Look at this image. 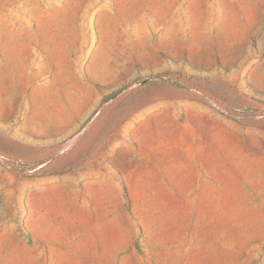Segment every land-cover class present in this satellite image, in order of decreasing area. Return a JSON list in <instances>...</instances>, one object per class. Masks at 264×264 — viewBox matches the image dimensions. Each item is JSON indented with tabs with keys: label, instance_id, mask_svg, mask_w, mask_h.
<instances>
[{
	"label": "rangeland",
	"instance_id": "374dc122",
	"mask_svg": "<svg viewBox=\"0 0 264 264\" xmlns=\"http://www.w3.org/2000/svg\"><path fill=\"white\" fill-rule=\"evenodd\" d=\"M121 87L102 110L119 131L129 103L113 264H264V0H0V264L103 259L83 231L35 236V199L57 224L72 194L6 138L35 105L79 121Z\"/></svg>",
	"mask_w": 264,
	"mask_h": 264
},
{
	"label": "crops",
	"instance_id": "0c3cea01",
	"mask_svg": "<svg viewBox=\"0 0 264 264\" xmlns=\"http://www.w3.org/2000/svg\"><path fill=\"white\" fill-rule=\"evenodd\" d=\"M116 105L105 102L92 117L85 119V116L79 121L77 117H81L85 105L77 113H68L66 119H55L35 105L21 119L14 131V138H6V142L18 149L24 158L39 160L41 168L54 174L64 170L60 175L55 174L60 177L59 188L72 194L68 200L71 208L68 214L71 216L57 224L44 216L48 212L42 208H47L49 201L35 199L32 212L36 217L31 231L37 233L36 237L44 239L69 238L83 231L85 247L92 249L88 252L103 258L90 264H113L119 251L125 248V242L118 239V216L116 211L112 214L111 209L117 207L118 192L123 190L122 183L129 192V167L132 166V156L129 154V103L125 105V124L119 131L114 125H106L113 114L102 112L104 107L113 108ZM96 107L89 110L93 111ZM71 131L74 134L65 141L68 149L57 153L55 148L61 144V135ZM23 133L26 135L23 136ZM76 133L78 135L73 138ZM121 217L122 220L126 219L124 215ZM51 264L61 263L59 259L51 258Z\"/></svg>",
	"mask_w": 264,
	"mask_h": 264
},
{
	"label": "trees",
	"instance_id": "16d2710c",
	"mask_svg": "<svg viewBox=\"0 0 264 264\" xmlns=\"http://www.w3.org/2000/svg\"><path fill=\"white\" fill-rule=\"evenodd\" d=\"M158 77H159L160 79H163V80H168V77H167V75H165V74H159ZM177 85H178V84H177ZM126 87H127V86H126ZM126 87H121V88H119L118 90H116V91H114V92H111V94H108V95L104 94V95L101 97L98 106L93 110V112H92V114L90 115V117H92V115H94V114L97 112L98 108H99L102 104H104L105 102H107V101L110 100L111 98H113V97H115L116 95H118V94H119L121 91H123V89H125ZM90 117H89V118H90ZM30 137H31L32 139H34V140H39V139H37V138H35V137H32V136H30ZM41 165H42V164H40L39 167H40ZM63 172H64V170H61V171H59V172H56L55 174H56V175H60V174H62ZM123 189H124V187H123ZM125 197H126V196H125ZM126 201L128 202L127 197H126Z\"/></svg>",
	"mask_w": 264,
	"mask_h": 264
},
{
	"label": "water",
	"instance_id": "95a60500",
	"mask_svg": "<svg viewBox=\"0 0 264 264\" xmlns=\"http://www.w3.org/2000/svg\"><path fill=\"white\" fill-rule=\"evenodd\" d=\"M78 133H79V132H78ZM78 133H76V134L73 136V138L76 137V136L78 135ZM0 160H1V156H0Z\"/></svg>",
	"mask_w": 264,
	"mask_h": 264
}]
</instances>
